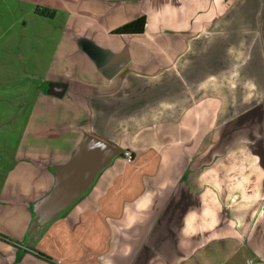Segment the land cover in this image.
Returning a JSON list of instances; mask_svg holds the SVG:
<instances>
[{
    "label": "crops",
    "instance_id": "0c3cea01",
    "mask_svg": "<svg viewBox=\"0 0 264 264\" xmlns=\"http://www.w3.org/2000/svg\"><path fill=\"white\" fill-rule=\"evenodd\" d=\"M75 6L89 7L90 28L74 51L91 61L89 41L125 49L128 61L111 78L91 61L75 80L27 61L34 48L0 49L9 92L0 161L10 174L0 184V264L264 262V0ZM141 15L142 32L111 33ZM49 81L65 83L60 97L45 92ZM85 134L119 154L38 226L42 198Z\"/></svg>",
    "mask_w": 264,
    "mask_h": 264
},
{
    "label": "rangeland",
    "instance_id": "374dc122",
    "mask_svg": "<svg viewBox=\"0 0 264 264\" xmlns=\"http://www.w3.org/2000/svg\"><path fill=\"white\" fill-rule=\"evenodd\" d=\"M81 0H0V49L3 48H34L38 52L35 55H26V60L36 63L38 66H49L57 75H75V80L87 78L90 75L91 61L82 51H74L75 40L79 41L83 28H90L87 15L89 7H76ZM63 2L65 10L59 3ZM78 12L74 15L70 12ZM48 12V13H47ZM92 29V28H91ZM79 37V38H77ZM83 42L81 43L82 46ZM20 61L23 55H18ZM6 56H0L4 61ZM6 61H4L5 63ZM1 63V61H0ZM52 73V72H51ZM12 75L14 72H10ZM8 76V77H7ZM1 77L2 85H11L8 82L10 75ZM74 77V76H73ZM9 89V88H6ZM4 88L0 89V96ZM4 101V100H3ZM0 101V108L5 103ZM254 120V119H252ZM253 125V124H252ZM4 120H0V143L6 141ZM246 138L247 136H242ZM251 142L258 144L259 140L252 138ZM258 138V136H256ZM261 144V143H260ZM0 161V184L2 180L10 176L6 171L8 165ZM223 249L222 257L225 254ZM249 256L248 253H245Z\"/></svg>",
    "mask_w": 264,
    "mask_h": 264
},
{
    "label": "water",
    "instance_id": "95a60500",
    "mask_svg": "<svg viewBox=\"0 0 264 264\" xmlns=\"http://www.w3.org/2000/svg\"><path fill=\"white\" fill-rule=\"evenodd\" d=\"M81 47L98 71L107 78L115 75L128 61L125 49L111 52L89 41H84ZM46 86L47 94L60 97L65 83L49 81ZM119 152L120 149L116 145L95 135L85 134L70 160L59 170L52 188L42 198L39 205L38 226L53 219L76 200L91 184L96 173ZM255 264H264V262Z\"/></svg>",
    "mask_w": 264,
    "mask_h": 264
},
{
    "label": "trees",
    "instance_id": "16d2710c",
    "mask_svg": "<svg viewBox=\"0 0 264 264\" xmlns=\"http://www.w3.org/2000/svg\"><path fill=\"white\" fill-rule=\"evenodd\" d=\"M144 22L145 17L141 15L116 27L111 33L119 35L137 34L142 32Z\"/></svg>",
    "mask_w": 264,
    "mask_h": 264
},
{
    "label": "built area",
    "instance_id": "2783aa9c",
    "mask_svg": "<svg viewBox=\"0 0 264 264\" xmlns=\"http://www.w3.org/2000/svg\"><path fill=\"white\" fill-rule=\"evenodd\" d=\"M122 156L126 161H129L131 159V153L128 150H123Z\"/></svg>",
    "mask_w": 264,
    "mask_h": 264
}]
</instances>
